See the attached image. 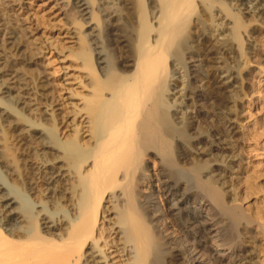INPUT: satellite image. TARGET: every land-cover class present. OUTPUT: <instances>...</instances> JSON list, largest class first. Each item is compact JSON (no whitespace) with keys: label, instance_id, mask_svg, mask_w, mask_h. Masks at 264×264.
<instances>
[{"label":"bare ground","instance_id":"1","mask_svg":"<svg viewBox=\"0 0 264 264\" xmlns=\"http://www.w3.org/2000/svg\"><path fill=\"white\" fill-rule=\"evenodd\" d=\"M47 1L72 25L69 56L82 89L71 95L80 103L61 138L54 91L36 80L42 72L34 74L22 40L6 30L0 50L18 55L37 82L30 86L2 56L0 141L20 133V170L8 167L11 146L8 157L1 148L0 264L228 263L213 246H225L231 264H262L255 248L263 207L240 202L248 193H235L227 158H236L233 174H245L244 186L253 185L242 157L249 136L235 124L249 96L244 80L257 73L249 66L264 73L253 43L264 29V0ZM11 78L20 98L38 89L36 118L26 113L32 95L25 106L10 96ZM15 171L20 200L5 180ZM202 214L221 217L213 224ZM217 223L222 229L211 230Z\"/></svg>","mask_w":264,"mask_h":264},{"label":"rangeland","instance_id":"2","mask_svg":"<svg viewBox=\"0 0 264 264\" xmlns=\"http://www.w3.org/2000/svg\"><path fill=\"white\" fill-rule=\"evenodd\" d=\"M51 6L52 5L49 4L47 0H0V30H1L0 31V39L2 40L3 38H5L6 30H9V28H12L15 31L16 35H18L20 37V39L22 40V47L24 48V50H26L27 55L30 56L29 60L31 61L30 62L31 66H29V67L33 68V70L35 72L37 70V72L34 74H37L39 71L42 72V73L39 72L40 75L37 74L38 77L36 78V80L38 78H39L38 80H40V78L42 79V81L44 80L43 83H45V85L47 84L46 88L49 89V90L46 89L48 91V93L51 89L54 91V92H51L52 91L51 90L50 91L51 93H49L48 96H51L53 93V97H54V94H55L54 98H56L55 99L56 103L55 102L54 103L56 104V106L54 107V109L57 108L58 109L57 112H60V114H62V115H60V118H59V116L57 117V118H59L58 122L62 118L61 116L64 117L61 119L62 121L60 120V124H59V128L61 130L60 137L64 138V136H65L64 134H65L66 130L68 129L67 124L70 125L72 123L71 121L74 117L73 112H69V110H71L74 106L76 107V103H80L79 97L75 96V95H71V92H74L76 90L80 91L82 89L81 82H80L79 78H77V75H78L79 71H81V70H79V66L75 65L76 61H74V58H70V56H69V48H70L69 46L72 45V43H73L72 42L73 38H70L71 31H72V30H70V28L72 27V25H69L67 22H65L63 19H61V16L58 15V11L54 7H51ZM242 14L245 17L250 16L248 9H242ZM253 43L256 44L257 50L260 52V55L264 58V29H262V32L258 35L257 38L254 39ZM3 55H4V57H7L9 60H12L14 62L13 68L15 70L14 71L15 73H18L17 72L18 68H20V69H18V71L20 70L19 72H21L22 75L25 73L24 69L22 68V64H21V61H20V58L18 55H16L14 52H9L7 50L1 49L0 50V62H2L4 59V58H2ZM20 64H21V66H20ZM262 67L264 68V63H263ZM249 68L254 69V71L257 70V73H255L252 76L248 75L247 76L248 78L246 77V80H244V84L246 86L245 92H247V95H249V96L245 97V95L244 96L242 95V102L243 103L241 102L240 113H239L240 115H239V117H237V121H236L235 125H237L236 127H238V129L241 126V131L247 132V134H248L247 136H249L247 138L249 140L248 139H245V140L247 141V143L250 142L252 145L251 149H252L253 153L249 150V148H247V147L251 146L250 143H248V144L245 143L244 144L245 146L243 145V148H244V150L246 149L247 152L244 151V153L242 154V157L245 156L243 159L244 161L246 158L248 159V160L246 159L248 161V164H249L247 166V170H249L250 172L252 171L251 173H249V171H248V173L251 174V176L253 178V179L251 178L250 180H252V181L254 180L253 181L254 183L256 181V183L254 184L252 181L249 180L250 184H253V185L249 186L251 188L248 187V189H250V190H248L244 186L245 182L243 181L244 178L242 177V175L244 173H242V175L241 174L234 175L236 172L235 167H237L236 163H235L236 158L233 157V158H227V159L229 161L231 160L233 162V164H232L233 170H231L232 172L230 174V176L233 178L230 182L232 184L234 183L233 184L234 189L236 190V191L234 190L235 193L238 192L240 198L241 197L243 198V195L245 196L248 193L247 194L248 197H245L246 199L243 198L244 199L243 201L241 200L242 199L241 198L240 202H242V204L245 205L244 207H247V205H248V206L256 208L255 205L258 204L257 207L258 206L260 208L263 207V209H264V206H262V205H264V151H263L264 150V75H262L264 73L258 72V68H257L255 62H252V64L249 66ZM30 70H32V69H30ZM30 70H29V72H34V71H30ZM22 71L24 73H22ZM29 72L28 73L26 72L25 75H23V77L25 76L26 78H24V79H27L29 81L31 80L32 83L30 82V86H33L38 80L37 81L35 80L36 82L33 83L34 81H32V80H34V79L32 77H30L32 75L29 74ZM257 76H259V77H257ZM5 77H1V78H5ZM8 77H10V76H8ZM259 79H261V80H259ZM14 81H15V79L11 78L10 81L8 83H6V86L10 87V96L13 95L15 97V95H17L16 96L17 99H19V101L23 100L21 102H24V106H25V103H27L29 97L32 95V99H33V101L35 100V102H33L31 98L29 99L30 100L29 104H31V105H26V106H29V108L26 107V113H28V116H29V112L32 111V113L34 114V115H32V117L36 118L34 110H36V113H37L39 111L37 108L41 107V105L38 106L36 99H34V97H36V96H34V91H36L37 88H35V90L30 89L29 92H31V93H29V94L26 93V94L22 95L20 98L19 97L20 94H23L24 92L22 90H20L18 86H16V85H19V82L17 83V81H15V82ZM29 81H27V82L29 83ZM13 86L14 87L16 86L17 88H14ZM43 87H45V86H43ZM16 90L19 92H17ZM26 99H27V101H26ZM252 100H254V101H252ZM251 101H252V103H251ZM30 102H32V103H30ZM21 105L23 106V104H21ZM21 105L19 104L18 107H16V108H19ZM35 105H37V106H35ZM27 109H29L28 110L29 112L27 111ZM21 111H23V114H25V110L21 109ZM66 111H67V113L68 112L69 113L67 114ZM47 112L50 113L51 111L48 110ZM32 113L30 112V116ZM13 114H15V113H13ZM10 116H9L8 120H10V118H11V120L16 119L15 116H13V115L11 117ZM239 124H241V125L239 126ZM19 125H18V130L20 131ZM242 125L244 126V129H242L243 128ZM5 127H7L6 128L7 130H10L9 129L10 126L8 127V125H7ZM5 127H4V130H5ZM248 129H249V132L247 131ZM18 130L16 131V133H18ZM254 132H255V134H254ZM3 133H4V131L3 132L0 131V134L2 136L3 135L6 136ZM19 134L20 133H18V135H16V137L18 136L16 139L14 136H12L14 139L11 136L10 137L7 136V138H5V142L6 143L10 142V144H5V142L0 141V142L4 143L3 147H1L3 144L0 143V149L2 148L1 150L4 151V153H5V148L7 146L8 147L11 146V149H8V148H6V149L11 150L12 153H10L11 151H7L5 153L6 154L5 156L8 157L9 156L8 154L10 153V155L11 154L13 155V158L12 157H8L9 159L4 158L5 162L10 160L7 162L8 167L12 164L11 167H9L10 171H12V170L14 171V169L17 170L18 166H19L18 172L20 170V135ZM252 134H253V136L255 135L254 137H256L257 140L255 138H252L253 137ZM250 136H251V138H250ZM257 136H259V137H257ZM8 138H11V141ZM7 139L9 140V142H7L8 141ZM254 139H255V142H254ZM250 140H252V141H250ZM256 141L259 142V146L257 145L258 143ZM15 143H17V144H15ZM15 145H17L18 147ZM256 146H258V147H256ZM253 147L258 151H253L254 150ZM12 148H14V150H16V148H18V149L15 152ZM32 148H33V146H31V151L33 152L35 149L34 148L32 149ZM248 151H250L251 153L245 154V153H248ZM38 152L33 153V155L37 158L40 157V156L35 155V154H38ZM256 152H258V153H256ZM252 154H254V155L256 154V155L254 156ZM250 156L251 157L253 156V157L249 158ZM13 159H16V160H13ZM11 161H15V162H11ZM9 162H10V165H9ZM249 162L250 163L252 162L251 165H253V163L254 164L256 163V165H253V167L258 166L257 168H259V169H257L256 167H254V168H256V170H259L260 172L253 170V167L250 166ZM258 162H260V164ZM0 163H2V162H0ZM234 163H235V165H234ZM150 164L152 167V162H150ZM34 165L39 167L40 166L39 161H37V163ZM260 166H262V167L260 168ZM260 169H262V171ZM18 172H16V171L13 172L14 175L11 176L12 178L6 177L5 180L9 184V187L11 188V190L13 189L12 191L17 193L16 195H18L17 197H19L18 199L20 200V197H22V196L20 194V182H19L20 181V178H19L20 173L18 174ZM255 172H257V173H255ZM258 172L260 174H258ZM261 172H263V173H261ZM0 173L5 174L1 171V169H0ZM252 173L254 175L256 174L258 177L256 178L255 176H253ZM237 175H238V177L234 178ZM239 175H241V176L239 177ZM17 176H19V177L17 178ZM15 177H16V180H14ZM244 177H245V174H244ZM238 180H241V181L239 182ZM233 181H235V182H233ZM258 184L260 185V187ZM237 185H238V187H237ZM241 185H243V186H241ZM239 186H240V188H239ZM252 187L254 188L253 190H255L254 192L252 191ZM37 188L40 189V187H37ZM244 188H246V189L243 191ZM249 192L251 195L249 194ZM241 194H242V196H240ZM38 195L40 196L39 193H36V195H35L36 199L39 198ZM43 198H44V196H43ZM22 199H24V197H22ZM257 201L259 203H257ZM249 203L250 204L252 203V204L249 205ZM261 203H262V205H261ZM51 209L53 210V208H51ZM263 209H261L262 213H264ZM202 215L207 220H211V216L204 215V214H202ZM218 216L221 217L219 214H217L216 217H214L211 220V223L215 222V220L218 218ZM263 219H264V217H263ZM217 221H219V220H217ZM224 221H226V220H224ZM227 222L225 223L227 226H224L225 224L223 223V227H224L223 229L228 228L232 224L229 221L228 223H230V225H228ZM263 222H264V220H263ZM219 224L217 223V224H215L216 226L215 225L211 226V230H215L218 227L222 229V227H221L222 223H221V225H219ZM231 226H234V225L232 224ZM261 235H257L256 243H257V246H259V247L256 246L257 249L255 248V250H258V248L260 249V247H261V249H262V251H260L261 254L259 253V250L256 251V253H257L256 259L258 258L257 260H262V262H260V263L264 264V262H263L264 261V255L262 257V254H264V252H263L264 251V245H263L264 244V240H263L264 234L262 235V237H261ZM246 243H247L245 245L246 247H249V246L251 247L250 243H248V242H246ZM212 248L214 249V251L220 250L219 251L220 253L218 252L219 254L217 253V255L223 259V262L229 261L228 263H225V264H231L228 257L224 255L225 252H229V251H225L224 253L221 251V249L222 250L226 249L225 246H223V247L222 246H218V247L213 246ZM258 262L259 261H257V263Z\"/></svg>","mask_w":264,"mask_h":264}]
</instances>
